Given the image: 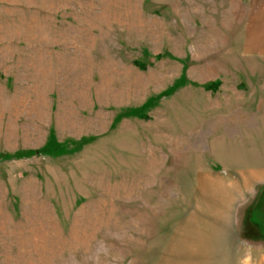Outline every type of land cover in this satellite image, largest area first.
I'll use <instances>...</instances> for the list:
<instances>
[{
    "label": "rangeland",
    "instance_id": "rangeland-1",
    "mask_svg": "<svg viewBox=\"0 0 264 264\" xmlns=\"http://www.w3.org/2000/svg\"><path fill=\"white\" fill-rule=\"evenodd\" d=\"M192 263L264 264V0H0V264Z\"/></svg>",
    "mask_w": 264,
    "mask_h": 264
},
{
    "label": "crops",
    "instance_id": "crops-1",
    "mask_svg": "<svg viewBox=\"0 0 264 264\" xmlns=\"http://www.w3.org/2000/svg\"><path fill=\"white\" fill-rule=\"evenodd\" d=\"M262 173H257L256 176H260ZM207 188V187H206ZM205 188V190H206ZM209 188V189H208ZM207 193H204V197H206V200H209V202H213V204H211L210 206V214H212L213 217H215L214 219L211 220L213 222H218V220H220V216L223 215L224 213H226L229 205L232 203V201L235 199V193L234 190L232 188H230L229 186L224 185L221 182H216L215 183H211L210 186H208ZM211 189V190H210ZM230 189V190H229ZM219 217V218H218ZM217 228V232H218V224L216 226ZM211 236H213V234H211ZM189 242V247H192L194 244L201 247L203 246V238L201 236H199L197 239L196 237H191L190 239L188 238L187 240V244ZM186 243V241H185ZM199 254L201 253V250H197ZM187 253V252H186ZM205 253V251H204ZM190 258L195 255L194 253L188 252ZM191 254V255H190ZM188 258L189 256L186 255ZM193 264V263H192Z\"/></svg>",
    "mask_w": 264,
    "mask_h": 264
}]
</instances>
